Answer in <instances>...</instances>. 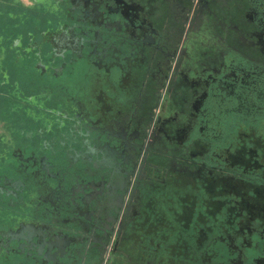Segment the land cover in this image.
Listing matches in <instances>:
<instances>
[{
    "label": "flooded vegetation",
    "instance_id": "1",
    "mask_svg": "<svg viewBox=\"0 0 264 264\" xmlns=\"http://www.w3.org/2000/svg\"><path fill=\"white\" fill-rule=\"evenodd\" d=\"M16 6L0 160L55 168L0 193V264H42L28 198L55 204L46 264H264V0Z\"/></svg>",
    "mask_w": 264,
    "mask_h": 264
},
{
    "label": "water",
    "instance_id": "2",
    "mask_svg": "<svg viewBox=\"0 0 264 264\" xmlns=\"http://www.w3.org/2000/svg\"><path fill=\"white\" fill-rule=\"evenodd\" d=\"M69 54L74 57L75 54H77L76 46H70ZM31 140V139H30ZM10 151H5L2 155V159L0 160V193L3 194L2 190L5 189L7 193L10 195H15V193L12 191L16 189L15 182L18 181L17 179H21L22 181H27L29 177L32 176L33 171H40L49 173V171H54L52 165L54 162L49 160V158H41L39 161L38 159L35 160V154L32 157V163L29 164V161L27 159H24V157L21 155V157L17 156L15 158L8 157V155L15 154V152L8 154ZM59 153L63 154V156H60L61 159H65V154L61 151H58ZM53 160H55V156H57L54 153H52ZM4 159V160H3ZM24 175V176H23ZM21 176V177H20ZM35 175H33L34 177ZM50 176V175H49ZM25 180H22V179ZM25 187L24 182L20 187ZM20 191V189L18 190ZM40 193L41 189L38 190ZM34 197V196H32ZM39 198V197H38ZM41 200H30L28 198V201L24 206L26 207L24 211V224L21 225V233H20V242L22 249L27 252V250H30L33 252L31 258L35 262L41 261L42 264H46L45 262H53V259L51 258L52 251L57 249L58 247L54 246L52 243H44L43 242V229L47 230L49 227L51 216L54 213L55 204L53 202H50L49 200H42V198H39ZM38 203V205H35L34 203ZM48 202V203H46ZM47 223H50L47 226ZM33 225L37 226V229L33 227ZM26 255V254H25ZM34 255V258H33ZM27 257V256H26ZM30 258V259H31Z\"/></svg>",
    "mask_w": 264,
    "mask_h": 264
},
{
    "label": "crops",
    "instance_id": "3",
    "mask_svg": "<svg viewBox=\"0 0 264 264\" xmlns=\"http://www.w3.org/2000/svg\"><path fill=\"white\" fill-rule=\"evenodd\" d=\"M20 1L22 0H0V35L4 30L11 28L13 24L17 23L19 18L17 15L23 10L16 6V3L18 2L19 4ZM23 12H26V10H23ZM1 43L2 40L0 39Z\"/></svg>",
    "mask_w": 264,
    "mask_h": 264
}]
</instances>
